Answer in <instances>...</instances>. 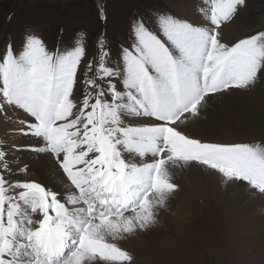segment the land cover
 <instances>
[{
	"label": "snow or ice",
	"instance_id": "obj_1",
	"mask_svg": "<svg viewBox=\"0 0 264 264\" xmlns=\"http://www.w3.org/2000/svg\"><path fill=\"white\" fill-rule=\"evenodd\" d=\"M201 3L202 22L167 8L134 12L113 44L98 0L105 30L91 57L86 32L50 48L30 27L19 48L6 43L0 125L15 126L0 132V264H136L121 244L171 210L181 171L203 167L264 195V143L188 130L214 101L264 81V29L224 36L246 0ZM24 152L34 154L27 163ZM29 171L41 180L18 178Z\"/></svg>",
	"mask_w": 264,
	"mask_h": 264
},
{
	"label": "rangeland",
	"instance_id": "obj_2",
	"mask_svg": "<svg viewBox=\"0 0 264 264\" xmlns=\"http://www.w3.org/2000/svg\"><path fill=\"white\" fill-rule=\"evenodd\" d=\"M102 2L106 5L108 15L106 31L113 44L126 35L128 21L137 11L167 8L178 16L202 22L198 12V7L203 6L201 0ZM97 5L98 0H0V51H3L9 40L19 48L25 30L32 27L39 29L50 48L56 47L61 41L70 43L76 33L86 32L91 57L96 51L97 36L105 30L98 19ZM261 29H264V0H246V6L232 22L226 24L223 31L225 39L231 42ZM256 86L263 94L262 106L258 107L249 99L246 101L247 106L243 105V100L241 108L237 110V118L247 123L246 128L240 124L206 123V127L212 126L208 132L201 136L195 135L210 142L264 143V81ZM215 105L217 101L212 103L210 110L204 112L202 120L210 122L211 119L214 122L218 110ZM236 108L234 106V110ZM211 110L212 114L209 113ZM14 126L0 125V132L10 131ZM206 135H212L213 138L209 139ZM179 173L176 178L183 181L186 191L180 184L178 203L171 212L177 224L167 230L165 246L161 249L154 250L153 245L134 242V247L141 253L139 256L135 253L136 248L129 247V251L135 255L136 264H264V195L235 182L222 185L213 171L203 167ZM51 176L54 177L53 174ZM18 178L37 182L41 180L37 171H29Z\"/></svg>",
	"mask_w": 264,
	"mask_h": 264
},
{
	"label": "bare ground",
	"instance_id": "obj_3",
	"mask_svg": "<svg viewBox=\"0 0 264 264\" xmlns=\"http://www.w3.org/2000/svg\"><path fill=\"white\" fill-rule=\"evenodd\" d=\"M256 88H257V86H256ZM251 90L252 91L248 90V91L238 92L237 94L233 95L231 98H224L222 101H217V106L216 105L215 106L218 107V110L215 113L214 122H211V119H209L210 122H208L206 120H201L200 122H203L202 124H199L200 122H198L196 125H194L192 128H190L188 130L190 132H193L194 134L197 133V134H199L201 136L202 134L207 133L208 130L210 129V127H212V126L206 127L205 126L206 123H208L209 125H215V124L217 125V124H220L221 122L222 123L231 124L233 126L234 125L236 126V124H240L243 128H246L247 123L245 121L239 120V118H237V110H238V108H241V102L244 100L243 105L244 106H247L246 105V101H248L249 99H251V100H253L257 104L258 107H261L262 106L263 94L259 91V89L258 90H255V88H253ZM245 97H246V99H245ZM233 105L237 107L235 110H234V106ZM209 113L212 114L213 111L211 110V111H209ZM235 122H237V123H235ZM200 127H203V128H200ZM206 136L209 139L210 138H213L212 135L211 136L206 135ZM203 137H204V135H203ZM16 142L19 143V144H23V143L35 144L36 143V141L33 140L32 138H24V137H17ZM17 155H21V156L25 157V159L22 160V161H24L25 163H27L33 157L34 154L33 153L31 154V152H24V153H17ZM30 155H32V156L30 157ZM193 172H194V170H193ZM46 173L47 172H44V175L48 178V180H49L50 183H54L56 187H60L61 186L60 178H59L58 181L56 180V178H58V176L54 175L51 172H50V174L49 173L46 174ZM38 174L41 176L40 172H38ZM52 174H53L54 177L51 176ZM178 174H180V173H178ZM176 179L183 186V189H184V192H185L186 191V188H185V185H184L183 181L180 178H176ZM201 183H203V180L201 181ZM210 190H212V188ZM178 196L179 195L177 193L176 197L171 202V210L168 211V212H165V213H162L161 214L160 223L157 226L149 229L147 232H140V233H138L137 235L131 237L127 241L122 242L121 246L127 248L128 250H129V247H132L133 249L136 248L135 249V253L137 255H139V256H141V253H139V249L137 247H134V246H136L134 242L140 241V242H143V244H145L147 246L153 245L154 247H152V248L154 250L163 248L165 246L164 239H166L165 236H166L167 230L169 228H171L173 225H176L177 224L176 221H174V216L172 215L171 212L176 209L175 206L178 203ZM182 199H183V197H182ZM131 242L133 243V245L131 244Z\"/></svg>",
	"mask_w": 264,
	"mask_h": 264
}]
</instances>
